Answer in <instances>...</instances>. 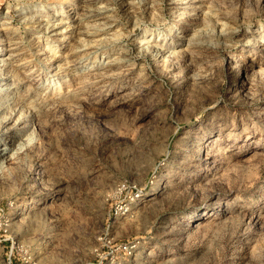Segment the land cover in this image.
<instances>
[{
  "label": "rangeland",
  "instance_id": "374dc122",
  "mask_svg": "<svg viewBox=\"0 0 264 264\" xmlns=\"http://www.w3.org/2000/svg\"><path fill=\"white\" fill-rule=\"evenodd\" d=\"M9 42L0 264H264V0H0Z\"/></svg>",
  "mask_w": 264,
  "mask_h": 264
},
{
  "label": "bare ground",
  "instance_id": "6f19581e",
  "mask_svg": "<svg viewBox=\"0 0 264 264\" xmlns=\"http://www.w3.org/2000/svg\"><path fill=\"white\" fill-rule=\"evenodd\" d=\"M104 12V11H103ZM93 15V14H92ZM99 15V14H98ZM94 17V16H93ZM96 17V16H95ZM99 18V17H98ZM71 19V18H70ZM58 25L59 24H57L55 27H53V29H57V27H58ZM69 25H71V24H69ZM60 27V26H59ZM63 31V30H62ZM56 33V32H55ZM7 46L4 48V47H2V46H0V56L2 55V58H3V55L5 54V53H8V57L6 56V58H9V56H10V58L12 57V58H14L13 56H16L17 54H18V52L15 50L16 49V46L14 45L13 46V44L11 43V42H9V43H7L6 44ZM82 48V47H81ZM83 49V48H82ZM84 53V52H83ZM82 53V54H83ZM78 58V57H77ZM82 59V58H81ZM12 60V59H11ZM13 61V60H12ZM10 117V116H9ZM12 119V118H11ZM7 122V121H6ZM11 122V121H10ZM9 122V123H10ZM15 123V122H14ZM18 129V128H17ZM5 132V131H4ZM8 133V132H7ZM5 147H3L2 149H0V152H2V151H5ZM6 153V152H5ZM4 154V153H3ZM3 154H2V156H3ZM42 202V201H41ZM34 204L33 205H39L40 204V202H39V200L38 201H35V202H33Z\"/></svg>",
  "mask_w": 264,
  "mask_h": 264
},
{
  "label": "built area",
  "instance_id": "2783aa9c",
  "mask_svg": "<svg viewBox=\"0 0 264 264\" xmlns=\"http://www.w3.org/2000/svg\"><path fill=\"white\" fill-rule=\"evenodd\" d=\"M2 264H16V263L13 261V259H12V253H9V254L7 255L6 260H4V262H3ZM22 264H24V262H23Z\"/></svg>",
  "mask_w": 264,
  "mask_h": 264
}]
</instances>
